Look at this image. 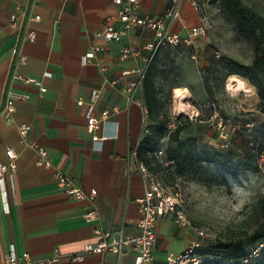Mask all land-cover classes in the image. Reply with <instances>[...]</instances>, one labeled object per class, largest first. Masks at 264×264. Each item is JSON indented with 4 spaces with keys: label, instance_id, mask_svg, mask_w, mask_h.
Masks as SVG:
<instances>
[{
    "label": "crops",
    "instance_id": "crops-1",
    "mask_svg": "<svg viewBox=\"0 0 264 264\" xmlns=\"http://www.w3.org/2000/svg\"><path fill=\"white\" fill-rule=\"evenodd\" d=\"M168 2L141 0L139 13L160 16ZM180 11L182 22L174 29L182 35L208 23L206 12L196 10L190 0H181ZM14 12L19 19L15 30L8 24ZM116 12L112 0H0V162L9 161L7 148L17 152L16 168L0 184V264L12 252L44 258L56 249L59 259L43 264H135L132 250L120 257L105 251L71 259V254L98 236L95 223L83 218L86 202L66 194L56 177L61 171L85 190L97 189L96 223L102 228L115 230L123 225L126 234L139 233L137 198L146 184L133 150L145 131L146 109L142 86L127 90L128 80L135 75L122 72L142 66L150 52L143 50L142 57L126 59L120 53L124 46L141 48L152 42L154 34L138 29L117 41H106L97 32L104 27L105 16ZM35 14L41 20L31 19ZM28 30L36 31L34 40L25 37ZM203 36L194 39L198 50ZM94 45L103 49L84 63L83 55ZM15 48L26 56L25 62L18 60ZM173 48L178 51L177 46L161 45L158 63L163 56L173 55ZM15 72L40 79L46 91L13 78ZM187 87V83L177 84L173 90L177 96L188 95ZM8 90L28 95L16 100L13 119L2 114ZM91 103L99 118L94 132L87 129ZM103 110L109 113L102 116ZM20 122L31 124L28 140L48 150V166H38L37 151L20 142ZM173 215L158 221L154 258L145 264H165L170 253L181 252L196 240L197 232L180 226Z\"/></svg>",
    "mask_w": 264,
    "mask_h": 264
},
{
    "label": "rangeland",
    "instance_id": "rangeland-1",
    "mask_svg": "<svg viewBox=\"0 0 264 264\" xmlns=\"http://www.w3.org/2000/svg\"><path fill=\"white\" fill-rule=\"evenodd\" d=\"M243 1L264 16V0ZM206 6L208 23L199 50L182 44L177 46L178 51L170 50L173 55L163 56L159 62L156 84L161 87L162 116L166 113L164 117L169 120L170 128H174L175 122L191 121L192 125L182 136H198L200 149L217 150L235 162L243 161L247 152H254L255 165L238 168L237 175L207 162L200 169L180 172L176 165L160 164L163 158L157 156L158 160L148 166L160 173L171 192H177L179 208L189 219L190 227L203 232L196 237L203 244L245 237L256 229H264V150L258 155L256 151L264 145V100L246 79L238 75L223 79L221 72L215 78L207 70L211 60H218L216 51L220 56L229 55L250 63L253 45L237 32L218 0ZM182 83H187L189 93L177 96L173 86ZM152 122L146 118V128ZM169 143L166 136L163 144ZM172 217L176 220L175 215ZM247 248L254 256L240 264H250L260 256L264 258L263 251L256 256L254 245Z\"/></svg>",
    "mask_w": 264,
    "mask_h": 264
},
{
    "label": "built area",
    "instance_id": "built-area-1",
    "mask_svg": "<svg viewBox=\"0 0 264 264\" xmlns=\"http://www.w3.org/2000/svg\"><path fill=\"white\" fill-rule=\"evenodd\" d=\"M117 6L116 14H108L104 19V27L97 32L98 36L103 37L106 41H117L123 34H127L138 29L151 30L154 34L152 42L145 44L143 47L124 46L121 50V59H126L129 56H141L143 50H149V55L143 57L144 64L133 69L123 70L124 75L134 74L135 77L128 80L127 90L134 92V90L142 85L146 68L152 59L153 55L163 44L178 45H193L197 47L194 39L197 36L205 35L207 24L194 26L188 30L185 35L174 29L177 22H182L180 3L181 0H169L164 12L160 16L150 14H140L139 6L141 0H112ZM191 4L196 10L205 13V6L209 0H190ZM206 14H204V17ZM35 21L41 20V16L35 14L31 16ZM9 27L11 29L19 28V19L17 13H12L9 18ZM25 37L34 40L36 38L35 30L25 31ZM101 45H94L83 55V62L86 63L92 60L96 54L101 51ZM18 53V60L20 62L26 61V56L14 49ZM192 57H196V52L192 53ZM216 57H220L219 51L216 52ZM13 78L20 79L27 83H33L40 87L41 91H46V86L42 81L35 77H30L18 73H14ZM97 95L96 93L94 94ZM18 98H28L27 94L15 93L7 91L2 105V114L6 119H13L16 110V100ZM108 110L102 111V116H106ZM87 129L89 132H94L99 118L94 114V104L91 103L87 113ZM20 142L28 144L37 151L36 164L40 167H46L50 164V156L48 150L37 142L29 141L28 136L31 130V124L28 122H20L18 124ZM93 139L97 140L98 135L94 134ZM164 145L158 148L157 156L164 157ZM133 153L136 155V148ZM9 158L7 163L0 162V184L5 183V174L9 170L16 168L15 158L17 152L9 147L6 150ZM137 158V157H136ZM172 161L164 159V165H172ZM138 168L144 178L146 187L142 196L137 198L139 205L140 218L138 221L139 233L136 235L126 234L124 226H120L115 230L105 229L96 222L99 219V212L96 208L97 189L91 188L85 190L83 187L75 184V182L61 171L56 172V177L59 186L64 192L73 198L86 202V210L83 218L88 223H95L94 232L98 236L95 242H86L80 252L71 254V259L82 260L87 253H103L105 251H112L119 257L125 251L135 252V264H145L154 258V247L157 242V224L158 221L169 214L176 216V221L180 226H190V221L179 208V201L176 194L171 192L168 186L163 181L159 172L151 170L146 164L138 161ZM197 233L202 235L203 232L198 230ZM198 240H194L185 250L178 253H170L166 257L165 264H198L200 258L194 253L195 248L200 244ZM264 245V241L257 242L254 251H258ZM60 257V252L56 249L51 256L44 258H33L29 252H24L18 255L15 252L9 253L5 258V264H43L46 262L57 261Z\"/></svg>",
    "mask_w": 264,
    "mask_h": 264
},
{
    "label": "trees",
    "instance_id": "trees-1",
    "mask_svg": "<svg viewBox=\"0 0 264 264\" xmlns=\"http://www.w3.org/2000/svg\"><path fill=\"white\" fill-rule=\"evenodd\" d=\"M218 2L234 23L237 32L252 43L254 55L250 63L223 55L218 57L217 61L211 60L207 70L210 71L211 77L215 78L221 72L223 79L230 75H238L246 79L257 88L264 100V16L243 0H218ZM157 53L158 50L146 68L141 85L146 118L149 117L153 122L147 127L148 129L145 123V131L135 147L137 160L151 166L153 160H158L156 152L161 145H164L163 140L168 136L170 143L164 148V157L160 164L164 159L170 160L180 172L194 167L200 169L203 167V162H207L222 166L232 175H237L238 168H249L255 165L256 154L254 152H247L243 156V161L235 162L232 157H227L217 150L200 149L198 136L191 134L182 136L183 131L192 125L191 121L187 123L175 122L174 128H170L169 120L164 117L166 113L162 116L164 103L159 96L161 87L156 84V78L160 71ZM206 78L209 80L208 76ZM199 129L202 130L201 125ZM263 150L264 145L259 146L256 150L257 155ZM260 241H264L263 228L256 229L245 237L219 239L209 244L200 243L194 253L201 259L198 264H240L254 256L247 247L254 245L255 248L257 242ZM259 251L264 253V245L257 251L256 256H260ZM250 264H264V258L260 256Z\"/></svg>",
    "mask_w": 264,
    "mask_h": 264
},
{
    "label": "water",
    "instance_id": "water-1",
    "mask_svg": "<svg viewBox=\"0 0 264 264\" xmlns=\"http://www.w3.org/2000/svg\"><path fill=\"white\" fill-rule=\"evenodd\" d=\"M214 0H209V2H213Z\"/></svg>",
    "mask_w": 264,
    "mask_h": 264
}]
</instances>
